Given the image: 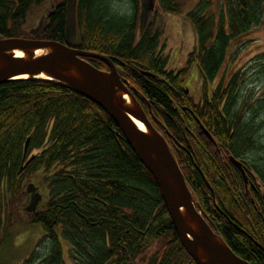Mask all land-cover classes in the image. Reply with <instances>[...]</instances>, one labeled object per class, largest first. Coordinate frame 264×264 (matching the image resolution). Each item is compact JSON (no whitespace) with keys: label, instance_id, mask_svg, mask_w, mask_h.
Returning <instances> with one entry per match:
<instances>
[{"label":"trees","instance_id":"trees-1","mask_svg":"<svg viewBox=\"0 0 264 264\" xmlns=\"http://www.w3.org/2000/svg\"><path fill=\"white\" fill-rule=\"evenodd\" d=\"M46 1L0 0V36L66 43V0L43 10ZM156 1L163 12L180 11V0ZM128 3L129 12L118 16L110 11V0H77L71 46L114 60L214 228L236 255L264 264V165L244 159L256 149L253 119L263 107L255 109L250 94L244 98V79L232 64L245 48L243 38L259 24L264 0H225L226 17L203 5L189 12L196 43L178 69H167L158 8L139 34V0ZM42 10L36 25L26 27ZM85 60L108 70L98 59ZM227 61L229 70L208 94ZM193 63L202 78L199 101L184 86ZM229 155L245 165L247 187ZM30 175L41 177L47 192L28 221L44 228L47 247L39 264L63 262L60 240L68 244L73 264H197L179 242L153 176L122 131L101 107L64 83L25 78L0 85V232L13 225L12 202ZM39 180L31 178L38 188Z\"/></svg>","mask_w":264,"mask_h":264},{"label":"water","instance_id":"water-1","mask_svg":"<svg viewBox=\"0 0 264 264\" xmlns=\"http://www.w3.org/2000/svg\"><path fill=\"white\" fill-rule=\"evenodd\" d=\"M76 3L77 0H66V43L36 37L0 36V85L16 79H49L68 85L94 102L113 119L132 152L153 176L179 242L188 255L197 264H253L232 251L194 200L165 137L151 124L139 101L131 93L130 89H135L127 80L121 79L114 60L71 46L76 40ZM155 4L156 0H139V34L148 27ZM42 20L41 17L39 26ZM30 34L35 36L36 32L30 31ZM17 52L21 54L17 55ZM88 57L104 62L108 70L95 67L85 60ZM144 74L152 75L148 72ZM134 119L142 122L145 130L138 128ZM198 126L214 142L212 135L199 121ZM28 140L24 145V155ZM33 157L31 155L18 172ZM228 159L236 166L247 187L245 165L232 155ZM35 189L33 184L26 186V192H34L25 207L27 212H35L41 200V195Z\"/></svg>","mask_w":264,"mask_h":264},{"label":"rangeland","instance_id":"rangeland-1","mask_svg":"<svg viewBox=\"0 0 264 264\" xmlns=\"http://www.w3.org/2000/svg\"><path fill=\"white\" fill-rule=\"evenodd\" d=\"M54 1L47 0L43 10H46L47 6ZM180 3V11L176 13L163 12L158 3L156 2L155 4V8H158L156 21L164 28V33L160 39V46L165 44L164 54L168 57L167 69H178L183 66L187 54L195 46V31L189 19V12L197 8V6L203 5L210 12H217V14L223 10L224 16L226 17L225 0H180ZM129 8L128 0H110V11L113 14L118 16L126 15L129 12ZM43 10L33 14L32 20L26 27L29 28L36 25ZM240 43L242 42L240 41ZM243 43L245 44V48L235 54L234 59L236 60V57L239 58L235 63L232 62L234 64L233 68L236 67L244 79L243 85H241L242 89H245L244 98H247L250 94V103H255V109L263 107V111H260L253 119L254 125L257 126L253 132L257 145L256 149L249 152L244 159L248 163L262 168L264 165V59H259L257 55L264 53V7L259 24L253 28L248 36L246 35L243 38ZM228 65L229 62L227 61L222 66L217 80L223 72L229 70ZM226 78L229 79L228 76ZM201 85L202 78L198 66L196 63H193L190 66L184 86L189 88L190 94L197 99L202 93ZM208 89H213L212 83ZM31 178L33 180L41 179V177H35L34 175L25 177L23 180L24 188L27 183L33 182ZM38 185L39 191L42 193V204H44L47 200L46 188L40 180ZM24 188L22 190L23 192H19V197L12 202L14 212L13 225L9 231L10 236L4 238L0 244V264H39L40 257L46 252L47 241L45 239L46 237L43 236V226L39 223H28L30 215L26 212L25 206L28 204L29 199L24 192ZM14 234L15 238L13 236ZM60 244L63 251V262L61 264H73L68 253V244L64 240H60ZM31 257H34V259Z\"/></svg>","mask_w":264,"mask_h":264},{"label":"flooded vegetation","instance_id":"flooded-vegetation-1","mask_svg":"<svg viewBox=\"0 0 264 264\" xmlns=\"http://www.w3.org/2000/svg\"><path fill=\"white\" fill-rule=\"evenodd\" d=\"M219 80L220 79H218L217 80V78L212 82V84H213V89L212 90H209L208 89V94H212V92H214V90H215V86H217V83L219 82ZM228 80H230V78L229 79H226V82L228 83ZM201 87H202V85H201ZM203 88V87H202ZM133 91V90H132ZM189 90H186V92H188ZM190 93V92H189ZM203 96V89H202V93L198 96V98L196 99V98H194V100L195 101H199L200 99H201V97ZM148 113L150 114L151 112H150V107L148 106ZM151 116H152V114H150ZM149 118V117H148ZM31 155H33V154H31ZM30 157V156H29ZM28 157V158H29ZM27 160V159H26ZM25 160V161H26ZM21 184H22V186H24V182L22 181L21 182ZM28 184H33V185H35L33 182H29V183H27L26 185H25V188H26V186L28 185ZM36 186V185H35ZM34 186V187H35ZM248 186V185H247ZM36 188L37 189H35V192L37 191V192H39V193H41V191H39V188L36 186ZM25 190V189H24ZM20 192H23L22 190L20 191ZM26 193V192H25ZM33 193L34 192H29V193H26L27 194V196H28V204L30 203V201H31V199H32V195H33ZM41 196H42V193H41ZM18 197H19V195H18ZM43 198V197H42ZM43 200V199H42ZM42 200L40 201V203H38V205H37V207H36V210H35V212L40 208V205H42ZM27 204V205H28ZM26 205V206H27ZM35 212H32V213H28V214H33V213H35ZM11 229V228H10ZM10 229L8 230V231H6V230H1V232H0V235L1 236H3V238H2V240L4 239V238H6V237H8V236H10L9 235V231H10ZM14 236V238H15V234L13 235ZM13 236H12V238H13ZM2 240L0 239V244L2 243Z\"/></svg>","mask_w":264,"mask_h":264},{"label":"bare ground","instance_id":"bare-ground-1","mask_svg":"<svg viewBox=\"0 0 264 264\" xmlns=\"http://www.w3.org/2000/svg\"><path fill=\"white\" fill-rule=\"evenodd\" d=\"M17 55H20L21 53L17 52L16 53ZM134 122L136 123V125L138 126V128L142 129V130H145V126L142 122L138 121V120H135L134 119Z\"/></svg>","mask_w":264,"mask_h":264}]
</instances>
